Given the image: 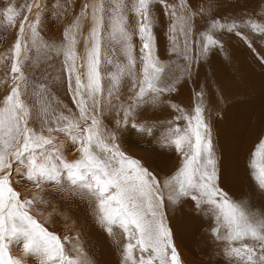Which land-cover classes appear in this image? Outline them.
<instances>
[{"label":"snow or ice","instance_id":"6c2138e0","mask_svg":"<svg viewBox=\"0 0 264 264\" xmlns=\"http://www.w3.org/2000/svg\"><path fill=\"white\" fill-rule=\"evenodd\" d=\"M113 3L114 7L108 9L107 39L109 47L114 44L120 46L127 64H118L115 72L108 73V95L112 96L113 91L118 89L125 75L133 78L134 98L128 109L124 110V116L126 120L133 119L132 128L139 129L141 126L134 121L135 110L146 102L154 105L162 103L160 97L175 89L171 84H159L165 68L154 54V20L151 10L153 0H135L132 6L138 17V35L142 41V67L138 79L133 71L136 62L132 55V34L128 30L124 15L126 5L123 0H113ZM87 7L88 5L84 6L83 18L87 17ZM34 8L40 9L39 0H33L28 5V13L31 14ZM204 11L202 6L199 10L191 9L185 0H181L179 14L175 7L171 11L173 24L170 31L182 36L184 40L183 50L179 51L177 35H173L172 51L179 52L184 60L189 61L181 69L189 76L192 74L193 60L206 58L215 48L223 49L222 38H218L216 33L227 31L242 35L237 31L240 24L236 19L222 22L210 17L206 29L198 34V38L191 40L196 54L190 58V38L196 36L192 21L196 15H203ZM104 13L101 0L93 7L90 43L86 44V65L76 63L80 59L75 50L80 18L70 25L69 30L73 35L68 36L69 30L65 33L68 41V47L63 51L65 70L69 76L76 74L73 96L80 113L79 121H84V125L61 114L56 118L59 126L48 128L50 132H64L74 145H80L78 159L65 160L54 147L52 138L39 135L27 127L29 110L21 99L19 85L12 87L4 99V106L0 107V264H21L19 259L10 254L12 246L21 245L25 254L38 259L40 264H81L79 260L69 257L60 238L49 232L30 213L35 201L22 200L12 187L10 176L13 165L10 157L26 169L24 177L37 187L41 182H55L62 186V182L66 180L72 191L78 189L81 193L86 192L92 196L96 201V217L99 223L110 235L114 227L125 234L128 242L124 245V264H181L171 231L165 223L163 197L156 177L142 167L138 160L119 150L114 134L111 137L113 143H106L101 136L99 121L95 115L89 116L90 111L100 106V97L104 90L100 71L105 31ZM16 14L12 8L4 13L8 25L14 22ZM27 21L26 15L19 26L11 66L14 80L24 83L26 80L19 67V57L22 47L26 45L20 36L24 33ZM38 22L39 16L35 23L29 25L33 36L37 35ZM245 23L253 31L264 33V26L251 21ZM107 63L111 64L112 60H107ZM85 66L86 84L77 70L78 67ZM17 73L19 75H15ZM195 95L199 98V103L194 105L191 113L176 108L179 115L174 119H182L185 126L172 124L164 135L166 143L174 145L178 152H182L180 167L164 182L165 187L176 186L169 195V201L177 203L182 198L190 199L198 210H204L211 216L214 221L212 235L218 243L224 245L221 252L226 264H264V213L247 206V201L232 200L219 187L217 159L210 127L204 115V92ZM88 100L92 101V109L88 107ZM89 119L90 125L87 123ZM61 121L66 123L61 125ZM146 130L151 132V128ZM248 167L257 186L264 190V138L255 146ZM137 251L140 253L138 257L134 255Z\"/></svg>","mask_w":264,"mask_h":264},{"label":"bare ground","instance_id":"6f19581e","mask_svg":"<svg viewBox=\"0 0 264 264\" xmlns=\"http://www.w3.org/2000/svg\"><path fill=\"white\" fill-rule=\"evenodd\" d=\"M7 1L8 2H6L3 6L5 10L3 11L4 13L8 8L13 9V6L16 4L15 0ZM125 1H132L135 3V0ZM48 2L46 0V5H48ZM100 2L101 0H86L84 3L88 5L87 10L89 9L88 11L90 12L89 14L87 13L89 21H85L86 18H83L84 12H82L84 8L79 6V8L75 9V14L71 15L70 21L66 26L68 27L67 30H69L70 25L80 18V36L78 35L77 31V42L75 44V50L78 53L80 59H78L76 63L83 62L86 65V47L83 51L79 52L76 45L79 42L78 38L79 40L84 38L85 41L90 43L89 36L93 27V7L98 5ZM185 2L190 5L191 9L193 10H199L201 6L205 9L203 15H196L193 20L195 25L193 31L199 30V32H202L206 29L210 23V17L211 19H219L222 22H230L232 19H236L237 22H239L246 18L250 19L251 17H254L260 11L258 9H261L264 5V0H185ZM75 3L76 0L70 1L67 7L69 13L72 11V5L74 6L73 8L76 7L74 5ZM103 3H105L107 6L110 5L111 7H114V4L111 2V0H103ZM1 4L2 3L0 2V5ZM165 5H168V7L166 8ZM180 5L181 0H153L151 10L154 20V54L159 58L160 61L165 60L166 62H170L171 58L182 57L179 52L172 51L173 44L170 39V28L167 27V25L170 26L169 24L173 22V18L171 16L172 8L175 7L177 13L179 14ZM63 9H61V11ZM35 11L37 10L34 9V12ZM261 11H264L263 8ZM57 12L58 10H55L53 14H56ZM12 14L13 13H9V15ZM124 15L127 19L128 30L132 34L133 32L131 28L136 27V21L138 20L137 16L132 14V11L127 5L124 10ZM104 17L106 30L108 24L107 13H104ZM34 19L37 21V16ZM258 21L259 20L256 21V24L262 23H259ZM85 29L87 30V33L84 31ZM136 29H138V27H136ZM68 32L69 37H71L73 32L71 30ZM136 32L137 30L135 33ZM225 38L227 41L223 49H213L212 52L209 53L210 55H207L206 58H203L200 61L199 68H192L191 76L188 75L187 78L183 79L182 82L177 87H175L174 91L164 93L160 97L162 103L154 105L150 102H146L137 108L135 111L134 121L141 126L139 129L131 127V123L133 122V119L131 118L128 119L127 124H124L125 126L120 125L122 120V112L125 109H128L134 98L135 90L132 89L133 79H131L130 76L125 75L121 79L118 89L113 91L112 96L108 95V89H104L100 97V106L94 110L100 120L101 133H107L105 138L112 137L111 135L114 134L116 137L115 143L118 145L120 151L130 157L129 154L134 150L136 151V154H138L137 156L143 160H139L140 162L143 164L149 162L150 165H144L143 167L156 177L160 185L159 177L155 173V170L157 169L155 165L159 163V165L162 166L164 172L162 170H160V172L164 176L160 177V179L162 181L164 180L165 182L168 178L175 174L182 162V152H178L174 145L166 143L164 139L167 129L172 126V124H179L181 127L185 126V121L182 119H174L177 115H179V113L176 111V108L179 107L180 109L191 113L194 107L193 102L196 98L195 94L202 91L200 89H205V119L210 127L215 157L217 159V183L232 200L237 202L247 201V206H250L252 209L258 212L264 213V193L262 194L261 191H259L258 186L253 187L254 185H252L250 181L252 179V175L248 167L249 158L251 155L249 153L251 151L250 147L252 146L251 142L255 141V139L256 141L261 139V137H259L260 139L257 140V136H259L258 134L262 132H260V130L264 127V57L258 53L257 48V46L260 48H262V46L256 39H253L254 43H250L248 39H245L246 41H237L240 40L241 37L235 33H229ZM136 40L137 38H135V35L133 34L131 41L132 55L136 62L135 69L133 71L137 78L142 67V44L138 43ZM232 41L237 42L232 43ZM63 46L66 49L68 47V41H65ZM182 46V40L177 39V48L179 51H182ZM224 48L229 54L224 52ZM192 53L193 55L195 54L194 51ZM109 59L112 60L111 64L107 63V60ZM118 64L126 65V57L122 53L119 45L114 44L112 47H109V41L108 39H105L103 41L101 52L100 71L102 77V71L105 73L106 77L108 73L116 71V66ZM78 70H80L79 67ZM41 71L42 72L39 76L40 80L37 79V84H35L36 89L33 90L36 92L35 98L33 95L31 98L28 96L30 105L32 104V109L34 111L33 116H35L31 118L38 122L40 120H46L42 114L49 116L50 112L57 110L59 112L58 116H56L59 117L61 115V111L64 116V111L69 112L70 110V98L68 96V92L65 93L62 91V89H65V84L63 83V88L62 85H59L61 76L57 75L56 71L47 65L44 66L42 64ZM197 71L198 75L196 76ZM233 71H237V73L242 72V74L245 76H243L245 82L243 81L244 83H241L238 86L234 85L238 88L235 87L232 89L229 86L234 81L233 80L231 82L230 79V74ZM83 72L86 73V67ZM163 75L164 73L162 76ZM211 79H213V81ZM8 94L9 93H7L1 99L0 107L4 106L3 102ZM90 102L92 104L91 100ZM45 109H47V111H45ZM37 112L42 113L38 114ZM57 117H49L52 118V120L46 121L56 122ZM62 122L63 121L60 123ZM44 123L47 125L50 124L46 122ZM87 123L89 125L91 124L89 120ZM147 128H151L150 133L146 130ZM142 129L145 133L142 135L143 140H137L138 143H136L137 141L135 136L132 137L131 135L133 133L140 134ZM39 131V135H43L47 138L57 137L55 133L49 134L47 132H41V129ZM117 133L120 135L118 136ZM103 137L104 136H102V138ZM68 143L66 137L61 138L57 142L56 148L58 149L60 155L68 161L78 159L80 156L79 148L77 149L79 154H66L68 150L65 151L64 148H69L66 147L68 146ZM111 143H113V141ZM254 144L255 143H253V145ZM136 145L140 146V148L143 149V152L138 153L137 151L139 150H136ZM186 150L187 149H185V151ZM159 159H161V161ZM151 169H153V171H151ZM14 171H18L20 173L18 175L12 174L13 176H10L12 187L19 194H21V192L24 193V190L28 184V180L25 182L26 179L23 175L26 170L22 165H18ZM20 176H23L22 179ZM23 178L25 179L24 181ZM43 186H45V184L41 183L39 187L35 186L33 190H31L30 194H32L33 198L39 199L40 195L43 194L44 191L42 189ZM173 186L174 185L165 187L163 189L165 191L164 193H162L163 190L160 187V194L165 196V193H168ZM78 191L79 190L77 189L70 195L69 192H72L71 189H62L60 194V197L62 198L59 200L69 210H78V206L82 208V210L80 208L82 217L79 218L78 221L72 217L71 214L73 212L70 213L69 211L67 213L60 211V214L62 215L61 218L67 222V227H72L73 225L75 226L71 228V231L73 234H75V236L73 235L74 238L72 240L70 239L73 253L69 257L79 260L81 264H87L89 261V254L86 246H88L87 248H89V246H94L96 251L93 252L94 254H92V256L97 258L101 264H116L117 261L114 260L112 254H116L114 249H120V232L121 234L124 233L116 229L118 233L112 232L110 235L108 231H106L105 227L101 225L94 217H89V222H87V212L84 210L86 202L82 203V201H87V196L89 197V194L86 193L87 195L84 198L82 196L78 197L75 195ZM64 193H66V195H64ZM27 195L28 194L24 193L22 196H20V198L22 200L30 199ZM42 197L46 198L44 194ZM165 198L166 206L164 205L163 207L164 219L167 227L172 230H170L172 234V240L178 255L181 258L180 260L184 264H226V259L221 252V249L224 247V245L218 243L214 237H210L208 234V232L212 230V228L208 227H214V221L211 216L204 210H198L195 207L194 202L190 199L182 198L179 200V202L172 203L169 201V194L167 197L165 196ZM48 201L54 204L53 206H55V208H53V211L58 210L60 205L56 204V201L53 199ZM60 202L58 203L61 204ZM79 202H81V205ZM32 215L34 216V214ZM34 218L39 220L38 216H34ZM46 218L48 219V214L46 215ZM43 219L45 220V215ZM84 222H86V224ZM39 223H41L44 227L46 225L44 222ZM82 224L83 226H81ZM45 228L49 232L56 234L58 237L60 236L59 234L55 233V229H50L47 227ZM85 228L86 230H83ZM80 229H82L83 233H85V235H87L89 238L88 244L83 243V235H81L79 231ZM125 241L126 243L128 242L127 239ZM12 255L13 258L19 259L21 264H40L38 259L25 254L22 245L20 249H18L17 252ZM134 255L138 257L140 253L137 251L134 253ZM193 256H198L201 261H195ZM102 258H104L105 262L102 261Z\"/></svg>","mask_w":264,"mask_h":264},{"label":"rangeland","instance_id":"374dc122","mask_svg":"<svg viewBox=\"0 0 264 264\" xmlns=\"http://www.w3.org/2000/svg\"><path fill=\"white\" fill-rule=\"evenodd\" d=\"M15 1H16L17 5L15 4L16 7L14 5L13 9H14L15 13H17V14L15 15L14 22L11 25L7 24V21H6L5 17H4V12H3V11H5L3 6L8 1L7 0L0 1L2 3L1 4L2 6L0 5V12H1L0 13V101L7 93H10L12 87H15V86L19 85V89H20V92H21V99H22L23 103L27 106V108L29 110V116L27 117V127L29 129L33 130L37 134H40V131H39L40 129L42 130L41 132H47L49 134L50 133H55V135L57 137H55V138L52 137V139L54 141V147L55 148L57 147V142L61 138H65L66 137L67 143L69 142L68 146H66V147H69V148L68 149L64 148L65 151L68 150L66 154H69V155L79 154L78 151H77V149L80 147V146H78L79 144H75L74 145L71 142L69 136L66 135L64 132H58V131H51L50 132V131H48L49 127L56 128V127L59 126L57 124V122H47L46 121V120H52V118H49V117H54V118L57 117L59 111H57V110L56 111L54 110L53 112L48 111V112H50L49 116H46V115L42 114L45 117L46 120L43 121V120H40L38 118L40 121L39 122L35 121L34 119L31 118V117H35V116H33V112L34 111L32 109V104L30 105L29 97L31 98V96L33 95V97L35 98L36 92L33 91V90L36 89L35 88V84H37V79L40 80L39 76H40V74L42 72L41 71V65L42 64L44 66L47 65L50 68L54 69L56 71L57 75L61 76L60 77L61 80H60L59 85H62V88H63V83H64L65 84V89H62V91H64L65 93L68 92V96L70 98V110H69V112L68 111H64L65 112L64 116L68 117L69 119H74V120H78L79 121L80 113H79V109L77 107V104L74 102V96H73V90L75 88V75L76 74L73 73L71 76H69V74L65 70V68H66L65 57L63 55V51L65 50V48H64L63 44L65 43V41H67L65 39V33H66V30H67L68 27H66V26H67V24L70 21L71 15L75 14V12H76L75 9L79 8V6H82V8H84V6L86 5L84 2H86V0H76V3L74 4L76 7L73 8L74 6L72 5V11L70 13H69L67 7H68V5H69L71 0H57V1L56 0H49V2L47 0L48 5H46V0H39L40 9L39 10L36 9L37 11L34 12V9H35L34 8L32 10L31 14L28 13V5L32 4L33 0H15ZM58 1H59V3H58ZM60 1H61L62 6L60 4ZM111 2L113 3V0H111ZM123 4H126L128 6V8L132 11V14L134 15V12L132 10V6H133L134 3L132 1H127L126 2L125 0H123ZM63 5L65 6V8H64ZM103 5H104V8L106 10L105 13H107V15H108L109 14L108 13V9L109 8H107V7L111 8V6L110 5L107 6L105 3H103ZM59 7L61 9H63V8L64 9L61 11V9ZM262 8L264 10V5H263ZM262 8L258 9L260 11L254 17H251L250 19L246 18L243 21H239L238 22L240 24V27L237 29V31L240 32L242 35H239V37H241V39L237 40V41H242V40L246 41L245 40V36H246V38L249 37L247 39L249 40L250 43H254L253 39H256L262 46V48H260V47H258L256 45L257 48H258V53L264 57V50H263L264 49V33H260L258 31H253L252 28L245 23L246 21H250V20H251V22L256 23V21L259 20L258 21L259 23L262 22L259 25L264 26V11H261ZM55 10H58V12L56 14H53V12ZM88 10H87V13L89 14L90 12ZM82 12H84V9L82 10ZM88 14H87V17H86L85 21H89ZM26 15L28 16V21L25 24V30H24L23 35L20 36L21 41L23 42L24 45H26V47H22L21 55L19 57V60H20L19 67H20V69H21V71H22V73H23V75L25 77V80H26V83H24V82H20V81H15L14 80V74L11 72V66H12V63H13V60H14V51L13 50H14V45H15V43L17 41V37H18L19 26H20L21 21L24 19V17ZM36 16H39V22L37 24V35L33 36V33L31 31L29 25L36 22V19H34ZM137 19H138V17H137ZM137 21H136V23H137ZM192 23H193V21H192ZM172 24H173V22L170 23L169 25L171 26ZM170 26L167 25V27H169V28H170ZM193 26H195L194 23H193ZM136 27H138V23L136 24ZM136 27L131 28V30L133 32L132 35L134 34L135 38H137L136 41L138 43L142 44V41L139 39L138 29H136ZM177 27L179 28V25H177ZM86 29L84 30L85 33H87ZM193 29H194V27H193ZM136 30H137V32L135 33ZM77 33H78V35L80 34L79 30H78ZM169 33H170V39H171V37L173 35L176 34V33L175 34L172 33L171 31H169ZM194 33L196 34V36L190 38V43H189L188 56L190 58H192L196 54L195 53L193 55V53H192L193 52V48H192V45H191V40L198 38V34L200 32H199V30H196V31H194ZM216 34H217L218 38H222V44H223V47H224V45H225V43L227 41V39L225 37L228 36L229 33L227 31H223L220 34H218V33H216ZM230 34H232V33H230ZM103 35H104V40L107 39V35H108L107 29L103 32ZM176 35L178 37L177 38L178 40H182V45H183L184 44V40L182 39L183 37L179 36L178 34H176ZM68 36H69V32H68ZM45 39H47V40H45ZM78 41L79 42H78V44L76 46H77L79 52L83 51L85 49L86 44H89L87 41H85L84 38L80 39V40L78 38ZM237 41H232V43H235ZM182 50H183V46H182ZM225 50L226 49L224 48V52L229 54ZM211 52H212V50L209 53H211ZM209 53L207 55H210ZM202 59H199L198 62L193 60L192 61V68H199V64H200V61ZM168 62H166L165 60L161 61L162 65L165 68V72H164V75L160 78L159 84H160V86H164L166 84H171V85L174 86V89H175V87H177L182 82L183 79L187 78L188 73L187 72H182L181 69L185 68L189 64V61H186L182 57H180V58H171L170 62L169 63ZM80 64H84V63L83 62H81V63L78 62L77 63V65H80ZM85 67L84 68H80V70H78V69L77 70L81 74L83 82L86 84L87 83V76H86V73L83 72L85 70ZM102 73H103V89H109L110 80L107 79V78H109V76L106 75V77H105V73L103 71H102ZM232 73H231L232 75L230 74V79H231V82L233 80L234 81L229 87H231L233 89V88L237 87L239 84L245 82V79H244L245 76L242 74V72L237 73V71H235V72L233 71ZM15 75H19V73L15 74ZM197 75H198V71L196 73V76ZM138 78H139V76H137V79ZM213 78H214V76H213ZM131 79H133V78L131 77ZM211 80L213 81V79H211ZM235 80H237V81H235ZM234 85H237V86H234ZM245 85H244V87H245ZM225 89H228V88H225ZM200 90L205 92V89H200ZM165 93H168V92H165ZM88 102H89L88 103V107L90 109H92V104H91L90 100H88ZM197 103H199V98H197V96H196L193 104L195 105ZM40 110H41V108H40ZM90 112H89V116L95 115L96 119L98 121H100L98 116L96 115V112H95L94 109L92 111H90ZM37 113L39 114V113H42V112H37ZM61 114H63L62 111H61ZM204 115H205V113H204ZM121 119L122 120L120 122V125L121 126H125L124 124H127L128 120L125 119L124 111L122 112V118ZM89 121L91 122L90 119H89ZM44 122L50 123V124L47 125ZM64 123H66V121H63L60 124L62 125ZM79 123L82 126L84 125V121H79ZM99 124H100V122H99ZM262 129H264V127ZM262 129L260 130V132L261 131L262 132L261 133L259 132L260 134H258L259 136H257V140L260 139L259 137H261V139L264 138V130H262ZM106 134L107 133H101V135L104 136L103 139L105 140V142L108 143L109 145H111L112 144L111 143L112 142L111 141V137H106L105 138ZM108 134L111 135L110 133H108ZM117 134H118V136L120 135L119 133H117ZM133 134L131 136L132 137L135 136L136 141H137V140H143V136L142 135H144L145 133H144V130L142 129L140 131L141 136H140L139 133H138L139 135L137 133H133ZM62 136H64V137H62ZM68 140H70V141H68ZM260 140L256 141V139H255V141L251 142L252 146L250 147V149H251L252 152L254 150L253 148H255V146L258 144V142ZM109 141H110V143H109ZM136 143H138V141ZM253 143H255V144L253 145ZM51 150H52L51 147H49V151H51ZM136 150H139V151H137L138 153L139 152L140 153L143 152V149L140 148V146H138V145H136ZM251 151L249 153L252 155ZM137 155L138 154H136V151H134V150L129 154L130 158H134V159H136L138 161L142 160ZM251 155H250V158H251ZM250 158H249V160H250ZM159 160L161 161V159H159ZM11 161H12V165H13L12 167L14 168V170H16V167L18 165H21L19 163L17 164V162L14 160V158L11 159ZM140 163H141L142 167L144 165H146V166L150 165L149 162H146V164H143L142 162H140ZM160 164H161V162H160ZM155 166L157 168L155 170V173L159 177L160 187L163 190L165 188L164 180L162 181L160 179V177L164 176L160 172V170L163 171V169H162V166L159 165V163H157ZM13 168L11 169V176L18 175L20 172L14 171ZM151 171H153V169H151ZM22 177L23 176H20L21 179H22ZM166 177H165V179H166ZM25 179L23 178V181ZM250 181H251L252 185H254L253 187H257V184H256L255 181H253V178ZM25 182H27V179H26ZM27 183L28 184H27L26 189L24 190V193L28 194L27 195L28 198H30L31 200L35 201L34 205L30 209V212L32 214H34V216H36V217L38 216L39 220L37 219V221L38 222H42V223L44 222L46 224L45 227L50 228V229H55V233L60 235L59 236L60 240L64 244L65 253L68 256H70L73 253V250H72V247H71V245H72L71 240L75 236V234H73V232L71 231V228H73L75 226L73 225L72 227H67V225H66L67 222H65V220L61 218L62 215L60 213L63 212V211L67 212V213L69 211H70V213L73 212L71 215L76 221H78L79 218L82 217V213H81L82 208L80 206H78V210H74V209L73 210H69L65 205H63L59 201V200H61L60 198H62V197H60L62 189L63 190H67V189L70 190V186L68 185L66 180H64L62 182L63 186L57 185L55 182H41L42 184H45V186H43L42 189L44 190L43 194H44V196H46V198L42 197L43 194L40 193L41 195H40L39 199H35V198L32 197V194H30V192H31V190H33V188L36 185L34 183H32V182L30 184L29 181ZM174 187H176V186L174 185L172 187V189L170 190L171 192L169 191L170 193L169 192L165 193L166 197H167L168 194L169 195L172 194V192L174 190ZM259 191H261L262 194L264 193V190H261L260 188H259ZM164 192L165 191L163 190L162 193H164ZM24 193L21 192L20 196H22ZM71 193H74V192L73 191L69 192L70 195H71ZM64 195H66V193H64ZM75 195H77L78 197L82 196L84 198V197H86L87 194H86V192L81 193L80 190H79ZM165 196H162L163 197V207H164V205L166 206V202H165L166 198H165ZM51 199L56 201L57 202L56 204L60 205L58 210L53 211V208H55V206H53L54 204L52 202L48 201V200H51ZM87 199H88L87 201H82V200H80V201H82V203L86 202L84 210L87 212L86 220H87V222H89V219H90L89 217H94V218L97 219V217H96V201L90 195H89V197L87 196ZM58 202H60L62 204V206ZM80 203L81 202H79V204ZM80 208H81V210H80ZM47 214H48V219L46 218ZM44 215H45V220L43 219ZM84 223L86 224V222H84ZM81 226H83V224ZM208 228H213V227H208ZM116 229H118L119 231H122L119 228L114 227L113 228V232L118 233ZM83 230H86V228L83 229ZM79 231H80L81 235H83V237H82L83 238L82 239L83 243H87L88 244L89 238L87 237V235H85V233H83L82 229H80ZM208 234L210 235V237H213L212 231H209ZM120 237H121L120 249L119 248H116L117 250L114 249L115 250L114 252L118 256L116 254H112L114 260L117 261L116 264H124V245L126 244V241H125L126 237H125V234H121V232H120ZM20 247L21 246H19V247L12 246L10 248V254L12 255V254L16 253L17 250L20 249ZM87 247L88 246H86V249L88 250V254H89V261H88L87 264H97V263L101 264L97 258H94L92 256V254H94L93 252L96 251V248H94V246H91V247L89 246V248H87ZM91 249H93V250H91ZM100 250L102 251L101 248H100ZM180 255H182V254H180ZM12 257H13V255H12ZM179 259H181L180 256H179ZM193 259L195 261H201L198 256H193ZM102 261L105 262L104 258H102ZM180 262L182 264H184L181 260H180Z\"/></svg>","mask_w":264,"mask_h":264}]
</instances>
